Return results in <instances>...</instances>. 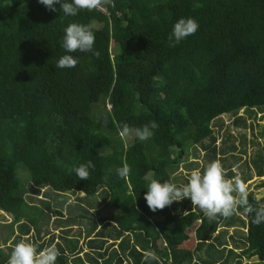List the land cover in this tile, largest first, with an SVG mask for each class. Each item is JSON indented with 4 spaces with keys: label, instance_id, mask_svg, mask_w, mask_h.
<instances>
[{
    "label": "trees",
    "instance_id": "obj_1",
    "mask_svg": "<svg viewBox=\"0 0 264 264\" xmlns=\"http://www.w3.org/2000/svg\"><path fill=\"white\" fill-rule=\"evenodd\" d=\"M56 8L50 11L38 0H0V211L12 218L4 226L0 264L32 234L38 251L56 245V264H192L193 257L199 264H264V223H254V213L240 208L229 218L210 220L187 198L168 208L160 261L143 258L152 251L149 231L158 224L144 199L148 183L181 186L189 168L202 171L224 154L234 157L227 150L236 147L225 143L245 140L232 132L240 134L238 129L246 131L250 124L240 111L264 112V0H113L103 11L81 10L75 17ZM180 18H194L199 29L171 46L169 36ZM70 23L92 27L100 55L76 51L71 55L77 65L61 69L56 65L67 54L61 42ZM112 41L116 54L110 51ZM223 117H233V126L225 128L219 148ZM151 121L158 128L150 139L134 134L126 145L119 135L124 124L135 129ZM188 149L199 162L181 167ZM253 156L261 176L264 155ZM88 161L95 168L88 180H79L74 168ZM125 163L131 168L127 180L116 172ZM230 166L224 165L228 179L236 175ZM180 168L189 172L177 176ZM43 189L99 195L96 206L102 203L116 221L107 225L106 216L98 226L85 209L67 219L59 209L63 204L70 209L68 202L53 206L59 200L37 199ZM248 199L262 206L253 194ZM190 212L199 220L192 251L178 248L189 239L192 221L185 215ZM51 213L60 229L61 221L76 217L90 222L84 246L65 231L61 242L54 235L43 239L42 225ZM14 226L17 238L6 252L2 246L15 234ZM253 258L256 262H249Z\"/></svg>",
    "mask_w": 264,
    "mask_h": 264
},
{
    "label": "clouds",
    "instance_id": "obj_2",
    "mask_svg": "<svg viewBox=\"0 0 264 264\" xmlns=\"http://www.w3.org/2000/svg\"><path fill=\"white\" fill-rule=\"evenodd\" d=\"M38 2L50 11H57L56 5H59V10L64 16L75 17L81 10L102 9L105 5L112 4L113 0H38ZM198 29L199 24L194 18H180L173 25L172 33L169 36L171 46H175L188 36L194 35ZM94 43L95 33L90 25L68 24L64 29L61 42V47L67 54L58 59L56 66L61 69L74 68L78 61L71 53L76 51L90 52L98 58L100 53L94 50ZM157 128L158 124L155 121L135 129L124 124L119 135L126 138L134 133L136 138L145 141L154 135V130ZM94 168V163L88 161L86 164L75 167L74 171L79 180L86 181L90 177V169ZM116 172L120 178L127 180L131 168L125 163ZM104 179L107 180L108 176L105 175ZM146 189L144 199L152 212L163 210L173 202H180L187 198L210 220L217 218V216L229 218L236 214L238 209L243 208L247 214L254 213V223L257 225L264 223V206H254L249 202L248 185L239 174L231 179L226 178L220 160L209 162L202 171L199 169L192 170L187 183L181 186L168 181L161 182L152 179ZM59 255V250L55 244L38 251L37 246L33 243L21 241L13 248L7 264H56ZM143 258L146 262L160 261V257L150 250L143 253ZM192 264H199L196 257L192 258Z\"/></svg>",
    "mask_w": 264,
    "mask_h": 264
},
{
    "label": "rangeland",
    "instance_id": "obj_3",
    "mask_svg": "<svg viewBox=\"0 0 264 264\" xmlns=\"http://www.w3.org/2000/svg\"><path fill=\"white\" fill-rule=\"evenodd\" d=\"M89 21L93 27H96V28L98 27V23L95 21V18L93 17V15H89ZM110 51L112 54H116L119 51L117 45L114 44L113 41L111 42ZM109 108L110 107L107 106V109ZM255 113L256 115H249L248 113H244L240 111L239 115L243 116L246 119V122L250 123L247 125L249 127L247 128L246 131H243L242 128H239L238 130L240 134H236L237 133L236 131H233L232 134H234V138L236 136L245 135L244 136L245 140H241L240 142L237 140L233 141V139L226 141L225 145L230 144L236 147V150L233 152L232 150H229V149L227 150L229 151L228 153L233 154L234 157L231 155H225V154L222 155L223 157H221L220 155L219 156L221 157L220 161L223 167L224 165H227V166L231 165L230 168H232V171L235 172L236 174H239L241 178L243 177L245 178L247 176L250 177L249 180L246 182L248 185V193L253 194L256 197V199L259 201V203L262 206H264V168L262 171V175L258 176L257 174L258 169L255 166V163H253V160L254 161L256 160L255 159L256 157L253 156L255 151H260L264 155V112H261L260 110L256 108ZM223 118H224L222 119L224 121L223 127L220 129L219 133L216 135L217 136L216 144L218 145L219 148H222L221 143L223 142V140H225L222 138V135H224L225 133V128L233 126V117H223ZM215 122L219 124L220 120H217ZM217 130H218V127L215 128V132ZM133 138H134V133L126 138H122V140L124 141L126 145H129L132 143ZM105 152H106L105 148L99 150L100 154H105ZM202 155H203L202 153L199 155V159L202 157ZM179 162H180L181 167L183 166L188 167L189 165H192L194 162H199V160L194 159L193 156L191 155V150L188 149L185 151L182 159ZM262 165L264 167V162ZM186 169L180 168L177 172V176L181 173L183 175H186L189 172ZM188 170L192 171L193 168L192 169L189 168ZM39 192H40L39 195L36 196L37 199L39 200L46 201L47 203L51 202V199L59 200V201H52L53 206L57 205L58 203H61L62 201L65 203L67 201L68 205H70L71 208L66 210L65 204H63L62 208L59 209L62 211V214L65 217L78 216L82 214V211L80 209H85L89 211V214H90L89 216H91V218H93L95 222L97 220L98 226L101 225V223L99 222V219L106 217V216L108 217V220L106 222L107 225H109L108 223H110V226H112L114 222L116 221V215L112 214V212H110L109 209L104 208L102 206V203H99V205L96 206V203L101 201V196L99 195H96L94 197L84 198L78 194H71V193H68V194L66 193V195L65 194H55V193H51L48 189H43ZM43 193L44 194L47 193V194L42 196ZM45 196L47 198H45ZM78 198H80V200H78ZM33 202L34 204L36 203L37 207L38 206L41 207L39 202L37 201H33ZM168 208L169 206L165 207L163 210H157L156 212H152L151 210L149 211L150 219L155 223L158 222V224H156L154 228L149 231V236L151 238V248H152V251H154L156 254L161 252L164 246L160 234L169 227L167 217H166V215L168 216V211H169ZM185 216L188 220L192 221V226L187 230V233L190 237L187 241H185L178 248L192 251L195 247V241L192 236V232H193V229L198 224V221L196 218V214L193 212L187 213ZM49 217L50 219L48 220L47 224L45 226L42 225L41 236H43L42 237L43 239H48L50 236L54 235L55 236L54 241L61 242L59 237L63 236V232L65 231V232H68L67 235H69L70 237H75L79 241V244H82V246H84L85 242L83 241V239L85 240V231L89 229L91 226L90 222H88L87 220L86 221L79 220V219L77 220V217H76L74 218V220L61 221L63 223L60 225L62 226L60 229L56 227V224L59 220L54 219L55 215L51 213ZM11 221H12V218L9 214H6L0 211V245L2 244V241H3L2 237L7 234L6 228H4V226L8 225ZM98 226H97V229H98ZM109 229L110 228L108 226L107 231ZM234 229L235 228L230 229L232 230L231 233L235 232L233 231ZM13 230L15 231V234H13L12 237H10L9 241L7 242L5 246H2L3 250L6 252H7V247L12 245V241H14V237L17 238L15 226L13 227ZM33 238H34V234H32L31 237L29 236V238L23 236L22 241L26 242L28 240L29 241L28 243H32ZM108 242L111 243V241L109 240ZM62 245H63V242H62ZM245 262L246 260L244 259V263ZM249 262L255 263L256 259L253 258Z\"/></svg>",
    "mask_w": 264,
    "mask_h": 264
},
{
    "label": "crops",
    "instance_id": "obj_4",
    "mask_svg": "<svg viewBox=\"0 0 264 264\" xmlns=\"http://www.w3.org/2000/svg\"><path fill=\"white\" fill-rule=\"evenodd\" d=\"M198 221V224L196 225V227L193 229V232H192V236H193V238H194V241H195V229L198 227V225H199V220H197ZM231 231L232 230H228V233L229 234H233V233H231ZM234 231V230H233ZM189 236V235H188ZM190 237V236H189ZM240 237V236H239Z\"/></svg>",
    "mask_w": 264,
    "mask_h": 264
},
{
    "label": "built area",
    "instance_id": "obj_5",
    "mask_svg": "<svg viewBox=\"0 0 264 264\" xmlns=\"http://www.w3.org/2000/svg\"><path fill=\"white\" fill-rule=\"evenodd\" d=\"M99 10L103 11L102 9H99Z\"/></svg>",
    "mask_w": 264,
    "mask_h": 264
}]
</instances>
